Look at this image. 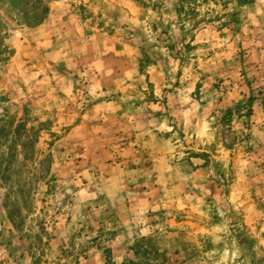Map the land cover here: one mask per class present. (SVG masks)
<instances>
[{"label": "rangeland", "instance_id": "rangeland-1", "mask_svg": "<svg viewBox=\"0 0 264 264\" xmlns=\"http://www.w3.org/2000/svg\"><path fill=\"white\" fill-rule=\"evenodd\" d=\"M259 50L264 0H0V264H264Z\"/></svg>", "mask_w": 264, "mask_h": 264}, {"label": "crops", "instance_id": "crops-1", "mask_svg": "<svg viewBox=\"0 0 264 264\" xmlns=\"http://www.w3.org/2000/svg\"><path fill=\"white\" fill-rule=\"evenodd\" d=\"M260 50H261V49H260ZM260 50L258 51V53H259L258 55H264V52H263V51H260ZM256 52H257V50H256ZM261 58H262V60H261V59H260V60H257L259 63H261V66H259V69H260V70H259V74H257V72L254 73V75H255L254 77H255L256 79H258V77H259L258 75H260V73L264 72V57H261ZM256 69H257V68H256ZM256 69H255V70H256ZM256 71H257V70H256ZM263 76H264V75H263ZM261 85L263 86V92H264V83H262ZM154 170H155V169H154ZM154 170H153V171H154ZM150 175H152V173H151ZM261 216H263V217H260V218H259V221L262 222V223H260V222H259V223L263 226V228H262V229H263V233H262V234H259V235H256V234L254 233L255 235H254L253 238H257V240H258V241L256 242V244H255L254 247H258L259 245H262V244L264 243V214H262Z\"/></svg>", "mask_w": 264, "mask_h": 264}, {"label": "trees", "instance_id": "trees-1", "mask_svg": "<svg viewBox=\"0 0 264 264\" xmlns=\"http://www.w3.org/2000/svg\"><path fill=\"white\" fill-rule=\"evenodd\" d=\"M48 12V10L47 9H44V11H43V13H47ZM36 24V23H35ZM225 116H226V118H229L230 116H231V112H227L226 114H225Z\"/></svg>", "mask_w": 264, "mask_h": 264}]
</instances>
